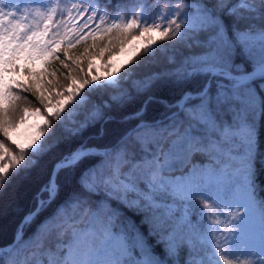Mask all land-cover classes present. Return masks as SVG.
Listing matches in <instances>:
<instances>
[{
	"label": "snow or ice",
	"instance_id": "6c2138e0",
	"mask_svg": "<svg viewBox=\"0 0 264 264\" xmlns=\"http://www.w3.org/2000/svg\"><path fill=\"white\" fill-rule=\"evenodd\" d=\"M177 48L198 51L156 67ZM165 85L180 95L159 101L161 118L141 108L113 143L97 142L113 110ZM22 93L39 105L23 110L39 121L27 142L15 134ZM261 124L264 0H0V195L51 159L0 264H264L253 180Z\"/></svg>",
	"mask_w": 264,
	"mask_h": 264
},
{
	"label": "trees",
	"instance_id": "16d2710c",
	"mask_svg": "<svg viewBox=\"0 0 264 264\" xmlns=\"http://www.w3.org/2000/svg\"><path fill=\"white\" fill-rule=\"evenodd\" d=\"M136 0H112V5L117 4L124 5L125 7H131ZM151 3V0H149ZM155 11V9H153ZM225 23L231 27V21L225 18ZM243 26V25H241ZM115 43V42H114ZM143 49L141 50V52ZM198 49H186L177 48L174 51L159 54V63L156 67H163L166 61V57L169 55H176L178 58L195 53ZM131 66V65H130ZM147 71V69H146ZM21 83H25L23 79ZM27 96L28 100H21L18 102V117H22L23 110L25 108H35L38 105L37 101L31 97L28 93H22ZM180 95V89L172 85H165L159 87H153L149 92L144 93L141 96L136 97L132 102L126 105L122 109H115L112 111V119L107 121L103 125L104 135L97 138L98 143L111 144L121 134L130 129L137 121L135 119L125 120V117L130 116L132 113L144 108L143 118L146 120H155L161 118L164 111L163 105L159 103L160 100L173 101ZM148 96L154 97L152 101H149L145 106V101ZM19 121V120H18ZM100 127V125H97ZM86 137L95 136V129H86L84 132ZM3 138V137H0ZM44 138L42 137V140ZM226 159V157H225ZM196 163H207V160L200 155L193 157ZM51 159L44 157L38 168L34 169L27 178L16 179L11 186L7 187L2 195H0V247L11 243L13 236L16 232L24 215L27 214L32 208L35 207L36 193L39 191L42 183L45 179V174L50 168ZM254 175L253 180L256 188L257 198H264V124L258 126L257 133V151L254 159ZM178 174V173H177ZM102 197H93V203L99 205L102 202ZM112 208H117L121 213L120 220L129 219L135 223L141 231L147 230V225L141 224V216L134 210L129 209L121 204H117L115 201L110 202ZM51 209L41 213L35 223L27 226L25 229V237L31 236L36 229V224L39 223L45 216L49 214ZM197 222V217L193 215V223ZM117 230L120 231V222L117 221ZM185 252L181 253L183 257ZM39 259V257H38Z\"/></svg>",
	"mask_w": 264,
	"mask_h": 264
},
{
	"label": "rangeland",
	"instance_id": "374dc122",
	"mask_svg": "<svg viewBox=\"0 0 264 264\" xmlns=\"http://www.w3.org/2000/svg\"><path fill=\"white\" fill-rule=\"evenodd\" d=\"M137 46H139V45H137ZM119 51H120V48H119V45L117 44V46L115 48H113V52L118 55ZM128 55H131V51L125 53L124 56H120L119 60L117 61V63L123 62L127 58ZM108 56H109V54L105 53V58L104 59L98 60L97 62H95V67L99 68L101 71H103V67L102 66H103L105 60L108 58ZM128 66H130V65H128ZM86 68H87V64L85 63V69ZM94 74H95V69H94ZM27 109H29V111H31L34 108H27ZM22 117H23V123H19V121H18V127H17V129L15 131V134L22 142H27V140L29 138L34 136L35 130H34L33 126L35 124L39 123V121H38L37 118H35V117L31 116V115L25 116L24 112H23ZM41 140H42V138H41ZM224 151H225V153L227 152V146H225ZM112 231H113V233H119V231L117 230V221L115 222V226L113 227Z\"/></svg>",
	"mask_w": 264,
	"mask_h": 264
}]
</instances>
